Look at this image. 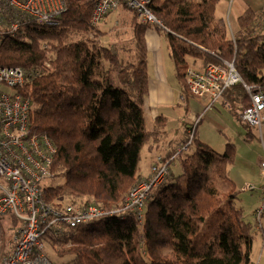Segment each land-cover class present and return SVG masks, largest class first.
<instances>
[{"label":"trees","instance_id":"obj_1","mask_svg":"<svg viewBox=\"0 0 264 264\" xmlns=\"http://www.w3.org/2000/svg\"><path fill=\"white\" fill-rule=\"evenodd\" d=\"M219 1L148 0V9L164 28L141 23L128 8L133 22L126 58L98 40L106 31L101 23L91 24L94 0H65L66 10L55 25L20 17L23 23L13 33L0 26V66L26 72L15 90L30 103L28 131L47 137L55 150L50 182L41 185L46 203L59 207L67 200L109 211L123 204L139 180L141 150L158 144L167 121L159 114L148 128L144 116L148 29L167 38L184 113L189 59L201 67L233 60L241 81L227 87L223 99L238 114L246 139L257 137L258 130L239 115L250 105L246 86L264 94V7L245 9L230 37L225 18L215 13ZM7 16L8 11L0 12V19ZM235 157L234 144L227 143L220 153L194 133L187 150L170 163L177 162L179 174L169 172L150 190L142 223L132 212L107 213L75 227L47 230L43 239L63 258L50 261L252 264L256 218L250 221L238 204L241 191L228 173Z\"/></svg>","mask_w":264,"mask_h":264},{"label":"built area","instance_id":"obj_2","mask_svg":"<svg viewBox=\"0 0 264 264\" xmlns=\"http://www.w3.org/2000/svg\"><path fill=\"white\" fill-rule=\"evenodd\" d=\"M147 5L148 0H94L90 21L92 25H98L106 15L124 6L134 10L141 23L162 27ZM65 10V0H0V12L10 14L0 19V26H6L7 31L13 33L23 23L20 17L55 25ZM25 78L26 72L21 67L0 66V264H52L43 239L47 230L75 227L107 213L132 212L142 223L150 190L164 182L170 171V162L192 143L199 118L193 120L188 130L190 136L169 159L164 160L160 155L155 157L148 178L134 184L120 207L109 211L91 204L70 203L53 207L44 201L41 185L49 175L48 166L55 150L47 137L32 135L28 131L30 103L15 90ZM184 79L190 96L202 100L204 109H211L222 101L223 91L241 81L233 63L228 62L187 66ZM246 89L250 94V105L239 116L241 121L260 133L264 94L250 92L248 86ZM224 107L230 108L228 102H224ZM259 173L260 185L247 182L239 189L241 192L259 190L260 202L255 218L260 228L264 215V159L259 163ZM10 217L16 220L18 232L9 240L10 249L6 252L2 227Z\"/></svg>","mask_w":264,"mask_h":264},{"label":"crops","instance_id":"obj_3","mask_svg":"<svg viewBox=\"0 0 264 264\" xmlns=\"http://www.w3.org/2000/svg\"><path fill=\"white\" fill-rule=\"evenodd\" d=\"M223 3L222 5H226L225 0H220L216 6V10L219 4ZM123 7V6H122ZM121 7V9H123ZM264 7V0H236L234 5V13L231 15V20L236 25V19L237 17L247 8H251L252 10H258ZM117 11H121L120 8L117 9L114 12H111L100 24L99 27L101 28H107L111 27L110 21L112 17H115V19L112 21L115 25L119 26L124 22L125 18L124 16H121L120 18L117 17ZM116 12V13H115ZM222 16V15H221ZM264 18V16L262 17ZM113 24V26H114ZM103 25V26H101ZM106 31L107 30L103 29ZM159 33L155 29H148L146 32V43L148 47V54L153 50V45H158L159 42H156V34ZM150 34V38L152 40V43L150 44V40L148 35ZM106 36V35H104ZM154 40V41H153ZM153 64L157 61L159 68H155L156 76H149L148 74V92L144 97L143 101V108H144V116L146 120V124L148 123V120L150 121V124H148V128H151L153 119L159 115L162 114L166 117V127H165V134L160 139L157 145L150 144L146 145L142 148L140 153V161L141 164L146 163L147 166V174L142 175L140 172L138 175L140 176V180H146L149 176V169L152 165L154 159L156 156L160 155L163 156V154H166L170 149L178 147L185 139L188 137V130L189 126L192 125V122L195 118H199L198 122L195 126V137L200 140L201 142L209 145L211 148L214 149L213 146L210 145L209 141L205 139L203 133L200 131V126L203 124V117L205 115H211L210 120L208 121L209 128H214L217 132H221L222 137L224 136L225 141L228 140L227 135L225 134L226 131L231 130V123L229 121H222L221 116L216 110H218L217 106L219 104L221 105V108L224 110L232 113L229 108L224 107V102H227L226 100H222L217 102L211 109H204V103L200 99H196L190 95L184 100V104L187 108L186 113H184V109L179 111V108L176 106L175 111L169 109L170 106L174 103L173 99L170 97V88H173V85H177L178 89L180 88L176 77L166 78L164 77L163 73V64L161 63V53L160 50L157 49L155 53L152 55ZM148 61V58H147ZM194 67H201V62L199 65H197L198 61H191ZM181 94V93H180ZM183 98L182 95H180V100ZM182 101V100H181ZM164 105H167L168 108H165ZM177 105V104H176ZM205 111H207L205 113ZM205 113V114H204ZM204 114L202 117L201 115ZM233 114V113H232ZM236 120H239L238 114H233ZM257 132V131H256ZM255 132V133H256ZM256 138L251 137L249 140L246 139V136H243L239 138V148H241L237 153L235 157L234 164L237 163V158L242 157L243 162L240 164L242 167L230 168V165L228 166V173L230 178L234 181L236 184V187L240 188V186L243 183H253L256 185L261 184V175L259 173V163L261 160L264 159V112H263V124L260 129V133L257 132ZM229 143H232L230 141H227ZM233 144V143H232ZM235 146V145H234ZM221 147V146H220ZM236 148V147H235ZM219 150V149H214ZM222 150V148H221ZM139 161V162H140ZM176 164L173 163L170 165V171L172 172V166ZM234 164H231L234 165ZM178 166V164H176ZM139 167V166H138ZM175 171L179 172V167H176ZM235 178H237L238 184L235 182ZM247 196L241 197L238 195V204L243 208L244 215L250 219V221L253 222L255 219V211L259 205L260 202V192L259 190L254 192H247ZM251 259L253 261L252 264H264V215L261 220V226L260 228L255 225V235L252 242V248H251ZM256 259V260H255Z\"/></svg>","mask_w":264,"mask_h":264},{"label":"rangeland","instance_id":"obj_4","mask_svg":"<svg viewBox=\"0 0 264 264\" xmlns=\"http://www.w3.org/2000/svg\"><path fill=\"white\" fill-rule=\"evenodd\" d=\"M226 1V5H222L223 3L219 4L217 7V10L215 11L217 16L222 15L225 18L227 27H228V35L231 37L234 34V29H235V23H233V21L231 20V15L234 13V5L236 0H232L231 2L229 0H225ZM123 9L120 10L121 11H117V17L120 18L121 16H124L125 18H122V20L124 19V22H122V24H120L119 26L115 25L112 21L115 19V17H112L111 21H110V25H112L111 27H107V28H103L107 30V34L106 36H98V40L103 43V44H107L108 46H110L111 48H116V50H118L121 54V56H123L124 58L129 57L130 54V50L129 48L132 46V41H131V37H132V22H133V11L126 8V7H122ZM116 13V12H115ZM135 13V11H134ZM135 16L137 17V14H135ZM114 24V26H113ZM263 25V29H264V22L262 23ZM103 26V25H101ZM104 27V26H103ZM162 28L163 25H162ZM156 30V29H155ZM157 31V30H156ZM159 32V31H157ZM156 34V42H159L158 45H154L151 44L152 40H151V36L150 34L148 35L149 40H150V44L153 45V50H151V52L149 54H147V73L149 74V76H151V74L153 76H156V71L155 68H159V65L157 63V61L153 64V60H152V55L153 53H155L157 51V49L160 50L161 53V63L163 64V75L166 78H171V77H175L174 75V69H173V62L169 56V49H168V43H167V38L163 33H155ZM146 38V35H145ZM154 41V40H153ZM148 50V47H147ZM148 53V51H147ZM193 61L191 58L189 59V65L188 66H193V64H191ZM195 62V61H194ZM224 62H228V63H233L234 65V61H224ZM200 62H197V65H199ZM176 79V78H175ZM173 88H170V97L173 99L174 103L172 104V106L169 107V109L174 110V108H176V106L179 108V111L182 110V101L179 99L180 98V93L181 90L180 88L178 89L177 85H173ZM177 104V105H176ZM165 108H168L167 105H164ZM218 110H216L221 116V120L222 121H229L232 125H231V130H228L225 132V134L228 137V140L225 141L226 138H224V136L222 137L221 132H217L214 128H209L208 126V121L210 120L211 115H205L203 117V124H201L200 126V131L201 133L204 134V136L206 137L205 139H207V141H209L210 145L214 147V149H219L216 150L217 152H223L225 146L227 143V141L232 142L235 147L236 150H240L241 148H239V138L246 136V129L245 127L241 124V122H239L238 120L235 119V117L233 116L232 113L224 110L223 108H221V105L219 104V106H217ZM144 109V108H143ZM207 111H205L206 113ZM204 113V114H205ZM202 114L201 117L204 115ZM154 120V119H153ZM153 123V121H152ZM151 123V124H152ZM148 124H150V121L148 120L147 126ZM256 132V131H255ZM257 134V132H256ZM188 136H190V134H188ZM150 145V144H148ZM221 146V147H220ZM222 148V150H221ZM236 151V152H238ZM237 155V153H236ZM238 160L236 161L237 163H233L234 165H230V168H237L239 167L241 164V162H243V158L241 157L240 160L239 158H237ZM172 162V161H171ZM170 162V163H171ZM177 164V162H176ZM176 164H174L172 166V172L173 174H179L178 171H175L176 167H178ZM138 173L140 172V174L142 175H146L147 174V166L146 163L141 164V161L138 164ZM242 167V165L240 166ZM138 179L140 180V176L138 175ZM239 179L237 180V178H235V182L238 184ZM50 182V179L47 177L46 179L43 180L42 184H48ZM236 185V184H235ZM247 192H240L239 196L241 197H245L247 196ZM66 204H70L69 201L64 200L62 201V205H66ZM78 205V204H76ZM17 222L13 217H10V219H8V222H3V227H2V233H3V241H4V247H5V251L7 252V250L10 249V247H8L10 245L9 240H12L15 237V234L18 232L17 230ZM7 244V245H6ZM46 250L48 252V255L50 256V259L53 260V262H57L59 263L63 258H58L55 254V252H53V249L49 246V244H46ZM256 260V259H255ZM255 264V261H254Z\"/></svg>","mask_w":264,"mask_h":264}]
</instances>
